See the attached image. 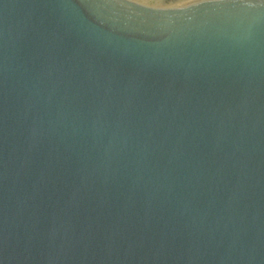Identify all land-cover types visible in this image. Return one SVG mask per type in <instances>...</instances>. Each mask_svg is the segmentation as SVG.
<instances>
[{"label":"water","instance_id":"1","mask_svg":"<svg viewBox=\"0 0 264 264\" xmlns=\"http://www.w3.org/2000/svg\"><path fill=\"white\" fill-rule=\"evenodd\" d=\"M0 0V264H264V0Z\"/></svg>","mask_w":264,"mask_h":264},{"label":"bare ground","instance_id":"2","mask_svg":"<svg viewBox=\"0 0 264 264\" xmlns=\"http://www.w3.org/2000/svg\"><path fill=\"white\" fill-rule=\"evenodd\" d=\"M130 1L138 2V3L150 2L149 0H130ZM196 1H199V0H184L182 2H179V3L175 4L174 6H177V5H187V4L194 3ZM154 2H157V1H154Z\"/></svg>","mask_w":264,"mask_h":264},{"label":"rangeland","instance_id":"3","mask_svg":"<svg viewBox=\"0 0 264 264\" xmlns=\"http://www.w3.org/2000/svg\"><path fill=\"white\" fill-rule=\"evenodd\" d=\"M150 2L158 1V0H149Z\"/></svg>","mask_w":264,"mask_h":264}]
</instances>
